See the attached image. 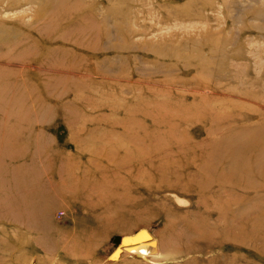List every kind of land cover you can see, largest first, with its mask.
<instances>
[{
    "label": "rangeland",
    "instance_id": "374dc122",
    "mask_svg": "<svg viewBox=\"0 0 264 264\" xmlns=\"http://www.w3.org/2000/svg\"><path fill=\"white\" fill-rule=\"evenodd\" d=\"M219 141L231 247L175 256L158 186ZM0 264H264V0H0Z\"/></svg>",
    "mask_w": 264,
    "mask_h": 264
},
{
    "label": "bare ground",
    "instance_id": "6f19581e",
    "mask_svg": "<svg viewBox=\"0 0 264 264\" xmlns=\"http://www.w3.org/2000/svg\"><path fill=\"white\" fill-rule=\"evenodd\" d=\"M211 152H213V154H210ZM169 166V172H171V174L173 172H179L181 174L177 175V180L160 184L158 187H161L162 190L167 192H171L178 200V195L183 194L182 190L193 189L197 194L196 209H187L184 210V212H177L175 214L174 217L176 221H181L182 226L180 228L173 226L171 241L180 240L177 239V236L182 235L181 239L193 238L202 240L201 243L208 246L203 250L198 247H192L188 242L183 243L185 244L184 246H178L174 249L175 256L184 257L197 252L210 254L212 251L215 254L217 251L220 252L225 248L231 247L233 216L232 199L229 192L232 185L231 172L233 169V161L232 152L229 151L227 145L220 143L219 141V144L215 143L212 150L206 152V156L201 152L199 157L194 158V160L186 164H182L181 162L178 163V161L175 160V164L170 162ZM45 177L43 186L45 184L48 188V193H50V195H54L55 180L49 175H46ZM181 178L185 180L184 184H180ZM41 186V182L38 180L34 188L38 189L41 188ZM220 189L222 191L219 193ZM187 203L188 202H186V204ZM188 205L189 208L192 207V203L190 201ZM28 209L33 211L30 207H28ZM47 210L45 212H47ZM166 214H169V212L165 211V215ZM43 227L49 231H56L55 225L49 222L48 225H43ZM143 231L149 232L148 230L143 229L139 233L141 234ZM87 236H89V233ZM193 243L196 244L195 242ZM41 244V246H44L43 242ZM135 249L139 251L140 254H150L153 252H156L157 255L160 254L159 242L153 235L138 244L131 245L128 250L132 251Z\"/></svg>",
    "mask_w": 264,
    "mask_h": 264
},
{
    "label": "water",
    "instance_id": "95a60500",
    "mask_svg": "<svg viewBox=\"0 0 264 264\" xmlns=\"http://www.w3.org/2000/svg\"><path fill=\"white\" fill-rule=\"evenodd\" d=\"M143 229H144L143 227H140V228L136 229L135 231H133L132 234L122 235V236H118L117 238H115L116 241H119L117 247L135 245V244H138L139 242L146 240L149 237H151V233L149 234V232H147V231H143L140 234L139 232ZM115 249H116V247H115Z\"/></svg>",
    "mask_w": 264,
    "mask_h": 264
}]
</instances>
